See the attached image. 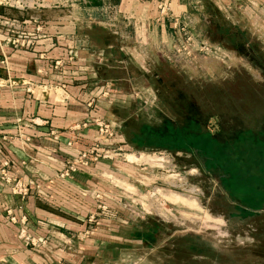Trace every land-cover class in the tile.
Returning <instances> with one entry per match:
<instances>
[{
	"label": "rangeland",
	"instance_id": "obj_1",
	"mask_svg": "<svg viewBox=\"0 0 264 264\" xmlns=\"http://www.w3.org/2000/svg\"><path fill=\"white\" fill-rule=\"evenodd\" d=\"M206 9L200 11L208 23L199 12L183 22L194 41L187 43L179 34L169 36L161 47L163 55L150 52L154 46L138 44L134 27L117 22L122 37L111 36L110 43L135 48L142 58L129 61L137 79L133 86L123 87L126 96L113 115L129 123L125 132L129 140L131 132L159 123L160 114H174L178 118L171 119L176 122L181 120L177 111L188 118L196 115L201 131L231 140L239 157L248 155L242 169L249 187L239 189L232 180L226 181L224 171L213 168L204 155L124 144L123 137L128 161H114L120 163L116 167L120 174L115 182H106L108 198L103 201L111 211L100 227L107 224L111 242L124 247L112 252L103 246L100 257L106 264H226L227 260L237 264L235 248L253 250H244L245 258L264 264V203L251 208L264 198L262 147L244 148L237 141L247 131L264 132V8L247 11L243 6L235 14ZM212 20L217 31L213 27L210 32ZM238 26L248 33L245 39H234ZM106 31L95 30L94 41L99 46L108 39ZM247 38L250 44L244 45ZM148 40L152 45L159 42ZM241 45L244 49L236 48ZM157 75L164 76L162 83ZM183 122L192 127L189 121ZM230 186H234L231 191ZM156 226V238L144 241L133 236ZM180 237L186 238L176 241Z\"/></svg>",
	"mask_w": 264,
	"mask_h": 264
},
{
	"label": "crops",
	"instance_id": "obj_2",
	"mask_svg": "<svg viewBox=\"0 0 264 264\" xmlns=\"http://www.w3.org/2000/svg\"><path fill=\"white\" fill-rule=\"evenodd\" d=\"M61 6L41 13L13 9L3 13L19 20L37 16L45 23L48 35L33 50H16L0 35V53L7 55L13 78L55 86L63 76L68 78L73 74V66L69 64L60 71H50L46 76L39 75L38 69L42 66L48 70L53 62L65 61L72 53L81 60L79 67L84 78L70 87L69 95L59 89L44 94L37 91L33 95L24 87L3 92L0 135L9 138L3 155L13 162L18 176L42 186L43 195H34L23 203L0 183V264H106L100 250L113 241L107 235L110 232L107 224L96 227L86 243L78 242L75 236L90 228L88 220L95 212L97 203L88 191L105 193L106 182H115L119 176L116 167L120 163L92 164L67 182L50 183L81 151L95 143V128L81 132L70 130L87 120L90 115L87 103L95 101L97 115L112 121L121 130L123 121L114 117L113 111L126 96L123 87L133 86L137 79L128 65L132 57L142 58L140 53L134 52L135 48L116 47L113 43L95 48V30L106 29L108 35L122 37L116 24L123 22L135 28L134 38L138 44L154 46L155 50L150 52L163 55V43L177 35L172 29L173 18L191 21L192 13H201L203 8L235 14L245 6V10L251 11L264 8V0H173L172 16L162 22L158 21L156 0H62ZM102 13L108 14L109 22L113 23L99 24L98 14ZM204 21L208 23L203 16ZM148 38L159 42L152 45ZM43 52L47 60L40 62L38 57ZM51 132L58 137L54 138ZM25 138H30V142L26 143ZM72 140L73 145L68 146ZM15 208H21L27 216L30 235L47 238L48 247L35 248L20 237L19 229L6 216L8 210ZM70 241L72 244L68 245Z\"/></svg>",
	"mask_w": 264,
	"mask_h": 264
},
{
	"label": "built area",
	"instance_id": "obj_3",
	"mask_svg": "<svg viewBox=\"0 0 264 264\" xmlns=\"http://www.w3.org/2000/svg\"><path fill=\"white\" fill-rule=\"evenodd\" d=\"M70 1V0H68ZM158 7V21L162 22L166 18L172 16L173 0H156ZM62 0H0V35L5 38V42L11 44L14 49L33 50L41 41L46 40L48 35L46 33L45 23H43L37 16L31 17L29 20H19L3 16L1 13L2 8L18 10L21 12L34 11L41 13L46 9H59ZM64 9V7H63ZM172 29L186 40L187 43H192L194 40L189 29L183 24V21L177 18L172 19ZM186 49V48H183ZM181 53V50H179ZM40 62L47 60L46 52L40 53L38 57ZM0 101L2 100L3 92L6 89H15L24 87L29 94H35L37 91L42 94L59 89L69 95L70 87L74 86L76 82L84 78V73L80 70L81 60L72 53L65 61L57 60L48 67V70L42 66L38 69V74L46 76L50 71H60L69 64L73 66V74L68 78L62 77V80L54 84H44L31 82L28 80H17L11 76V68L9 65L8 57L2 51L0 53ZM90 109V115L87 120L82 123L75 124L70 130L71 132H81L90 128H95L97 137L95 143L84 151H81L77 158L70 161L66 168L55 176L54 180L50 183L53 184L55 180L67 182L74 174L81 173L84 169L90 167L92 164L102 162H114L120 158H124L125 146L121 145L123 139L120 127L109 121L105 117L97 115L98 105L95 101L87 103ZM54 138H57L54 132H51ZM9 141L6 136L0 135V183L9 190L10 194L18 198L21 202H26L34 195H43V187L36 184L35 181L29 178L18 176L14 170L13 162L3 155V147ZM25 142L29 143L30 138H25ZM73 140L68 146L73 145ZM126 158V157H125ZM124 158V159H125ZM128 158H126L127 160ZM128 161V160H127ZM112 183V181L110 182ZM88 193L96 201L95 212L88 220L90 228L85 232L78 233L75 240L78 242H86L92 235V231L101 226L102 222L109 215L110 207L104 203V198L108 196L101 191H91ZM6 216L9 221L19 229L20 237L27 243L35 248L48 247L47 238H39L32 236L28 230V218L21 212V208L8 210ZM71 241L68 245H71Z\"/></svg>",
	"mask_w": 264,
	"mask_h": 264
},
{
	"label": "trees",
	"instance_id": "obj_4",
	"mask_svg": "<svg viewBox=\"0 0 264 264\" xmlns=\"http://www.w3.org/2000/svg\"><path fill=\"white\" fill-rule=\"evenodd\" d=\"M5 10H8V8H2L1 13H5ZM10 10V9H9ZM100 17V20H98L99 24L105 25L109 23V16L108 14H98ZM8 17V16H6ZM113 23V22H110ZM211 27H210V32H213V27L216 29V22L215 20L211 22ZM220 30H226L228 29L223 28L218 26ZM96 28V27H94ZM238 28V32L233 35L234 39H245V37L248 35V33L244 30ZM236 28V29H237ZM217 31V29H216ZM110 36V37H109ZM108 36V39H105L104 44L108 45L110 43V38L111 35ZM114 39V38H113ZM213 42V41H212ZM216 43V42H213ZM218 45H221V42H217ZM249 39L247 38L245 41L244 45H249ZM244 45H241L240 47L236 46V48L244 49ZM94 46L95 48L100 47L99 44H97L94 41ZM118 45H116L117 47ZM223 46V45H222ZM253 49V46L250 45ZM157 80H159L162 83V80L164 76H155ZM162 79V80H161ZM79 82V81H78ZM76 82V84H78ZM160 92V90L158 89ZM161 95V93H160ZM165 102V101H164ZM163 102V103H164ZM167 109V105L164 106ZM168 110V109H167ZM172 111V110H171ZM181 120H178L176 122L174 119V116L177 117L174 114H160V119L161 121L156 124H150V125H144L139 132H131V139L127 137V134L125 133L127 131V128L129 127V123L127 121H123V126L122 129L120 130L122 133V136L124 137V144H132V145H139L141 147L145 148H155V149H161V150H166L172 153H189V154H194L198 153L200 155H204L207 159H209L210 164H212V167L216 169H222L224 173L226 174V181H229L231 183L232 180V185L235 186L237 184V188L239 189H246V187H249V181H244L247 176L246 170H243V165L247 161V157H239L237 154H234V147H233V142L231 140H222L221 138L218 137L216 133H212L209 130H202L200 129L199 125L201 124L200 119L196 116H190L189 118L184 114L183 111H177L176 113ZM173 118V119H171ZM178 118V117H177ZM189 121L191 124V128L186 125L185 126V121ZM187 123V122H186ZM201 126V125H200ZM126 135H125V134ZM126 136V137H125ZM237 141L242 143L241 145L246 148L248 145L256 146V147H262L260 150V157L264 158V132H253V131H247L245 132L242 136H240ZM234 140V139H233ZM228 175V176H227ZM248 178V177H247ZM224 179V180H225ZM223 180V181H224ZM255 184V183H254ZM233 186V187H234ZM231 187V188H230ZM229 189L230 191L233 189L232 186H230ZM260 187V186H259ZM241 199V196L238 197ZM243 202V201H242ZM244 203V202H243ZM264 203V198L259 200V202L251 207L253 210L255 208H260ZM149 230L146 233H136L135 236L136 238L140 240L147 241V239L150 238H156V235L159 231L158 227H148ZM186 238V237H183ZM183 238H178L176 241H180ZM188 238V237H187ZM190 238V236H189ZM106 250L110 251H115L116 248L120 250V248H123L124 245L119 244V243H113V242H108L105 245ZM235 254L238 255V262L237 264H258V263H253L252 261L248 260L245 258L247 253L244 250H247V252L252 253L253 250L251 249H237L235 248L232 249ZM255 252V251H254ZM258 253H256L257 255ZM209 256H207L208 258ZM221 260H223V257H221ZM226 260V258H224ZM226 264L228 263L227 261Z\"/></svg>",
	"mask_w": 264,
	"mask_h": 264
},
{
	"label": "bare ground",
	"instance_id": "obj_5",
	"mask_svg": "<svg viewBox=\"0 0 264 264\" xmlns=\"http://www.w3.org/2000/svg\"><path fill=\"white\" fill-rule=\"evenodd\" d=\"M161 165V164H160Z\"/></svg>",
	"mask_w": 264,
	"mask_h": 264
}]
</instances>
